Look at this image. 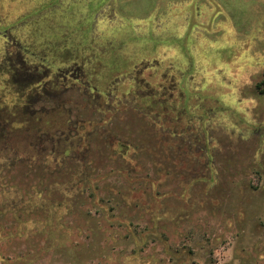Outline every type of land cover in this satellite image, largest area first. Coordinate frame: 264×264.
<instances>
[{"label":"rangeland","instance_id":"1","mask_svg":"<svg viewBox=\"0 0 264 264\" xmlns=\"http://www.w3.org/2000/svg\"><path fill=\"white\" fill-rule=\"evenodd\" d=\"M263 90L264 0H0V264H264Z\"/></svg>","mask_w":264,"mask_h":264},{"label":"trees","instance_id":"2","mask_svg":"<svg viewBox=\"0 0 264 264\" xmlns=\"http://www.w3.org/2000/svg\"><path fill=\"white\" fill-rule=\"evenodd\" d=\"M262 92H264V90ZM16 129L18 131L19 128L11 127L9 124H7L5 122V120H4L3 124L0 122V140L4 139V140H8L9 141V139H12L13 136H12L11 133L13 131H16ZM2 141H0V147H2V149H3L1 151H5L6 149L9 150L10 148H8L7 145H6L7 141L1 143ZM9 142H8V144H9ZM14 146H16V145H14ZM18 148L20 149V146ZM43 148H47V147H43ZM43 150L45 151L47 149H43ZM18 152L19 151H17L16 154H18ZM46 153L47 152L43 153V157L46 155ZM1 155L2 154H0V158L4 157V156H1ZM56 191H58L57 195H54L55 192H54L53 187L51 189L47 185L44 186L43 187V191L39 192V196H40L39 206L36 207L35 209H32V208H30V204H28L29 212L32 215L40 213L41 217H43V218L48 217V216H52L53 217L54 214H57V215L60 216L63 211L66 212V210H64V209L70 208L68 206V204H69L68 203V198L66 197V194H65L64 191H62V190H56ZM57 199H59V201H56ZM20 217L22 218V216H20ZM51 220H52L51 217H50L49 221H48V219L43 220L42 223H40V226L36 227V230H41L42 228L50 229L52 227L51 226ZM1 228H6L9 231V233H11L9 228H7V227L4 226V227H1ZM16 229L18 230L19 227L17 226Z\"/></svg>","mask_w":264,"mask_h":264}]
</instances>
